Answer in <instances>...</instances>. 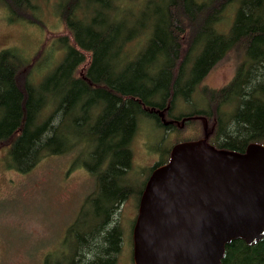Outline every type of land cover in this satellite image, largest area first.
Instances as JSON below:
<instances>
[{"label": "trees", "instance_id": "obj_1", "mask_svg": "<svg viewBox=\"0 0 264 264\" xmlns=\"http://www.w3.org/2000/svg\"><path fill=\"white\" fill-rule=\"evenodd\" d=\"M54 1L69 33L56 39V62L42 70L39 55L0 51V145L10 143L9 166L19 172L44 157L86 154L74 167L87 171L94 188L65 230L63 246L71 241L72 250L50 251L43 264H125L127 253L134 264L141 195L174 146L205 140L242 153L264 144V0ZM0 3L10 21L28 15V24H40L38 2ZM235 51L233 79L218 91L200 89ZM147 121L162 133L161 147L149 151L158 156L153 166L136 173L132 146ZM127 202L136 214L123 222ZM220 264H264V238L232 240Z\"/></svg>", "mask_w": 264, "mask_h": 264}, {"label": "water", "instance_id": "obj_2", "mask_svg": "<svg viewBox=\"0 0 264 264\" xmlns=\"http://www.w3.org/2000/svg\"><path fill=\"white\" fill-rule=\"evenodd\" d=\"M263 238L264 144L241 153L205 140L181 143L146 182L132 230L133 263L220 264L232 240L254 245Z\"/></svg>", "mask_w": 264, "mask_h": 264}, {"label": "rangeland", "instance_id": "obj_3", "mask_svg": "<svg viewBox=\"0 0 264 264\" xmlns=\"http://www.w3.org/2000/svg\"><path fill=\"white\" fill-rule=\"evenodd\" d=\"M34 1L41 9L40 24H28L32 21L28 15L21 16L26 22L10 21L7 9L0 3V51L14 48L31 60L39 55L37 65L41 64L39 68L43 70L62 53L56 39L69 37V33L55 14L54 0ZM227 18L229 21L231 15ZM239 61L238 52H231L206 75L200 89L218 91L226 86L233 79ZM49 73L46 70L44 77ZM258 75L261 79L262 73L258 71ZM187 135L186 131L184 137ZM161 136L152 121L144 122L143 132L139 131L132 146L136 173L157 161L158 156L149 151L152 146L161 147ZM9 150L10 143L0 145V264H43L50 251L72 250L71 241L63 246L65 230L78 218L83 199L93 192L94 180L84 168L74 167L86 160V154L80 150L41 158L27 172L9 166ZM133 184L137 185V177ZM135 214L131 202L122 207L123 222ZM125 256L124 262L128 264V253Z\"/></svg>", "mask_w": 264, "mask_h": 264}]
</instances>
